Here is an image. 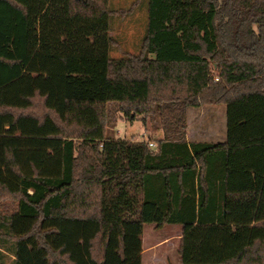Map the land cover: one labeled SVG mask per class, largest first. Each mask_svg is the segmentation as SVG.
Instances as JSON below:
<instances>
[{
    "label": "trees",
    "instance_id": "trees-1",
    "mask_svg": "<svg viewBox=\"0 0 264 264\" xmlns=\"http://www.w3.org/2000/svg\"><path fill=\"white\" fill-rule=\"evenodd\" d=\"M142 7L128 52L111 24ZM217 105L225 141L188 142ZM113 113L154 132L117 138ZM147 223L180 226L178 264H264V0H0L9 264H142Z\"/></svg>",
    "mask_w": 264,
    "mask_h": 264
},
{
    "label": "rangeland",
    "instance_id": "rangeland-1",
    "mask_svg": "<svg viewBox=\"0 0 264 264\" xmlns=\"http://www.w3.org/2000/svg\"><path fill=\"white\" fill-rule=\"evenodd\" d=\"M115 7H127L134 0H111ZM145 9L136 8L131 14L123 18H114L109 31L110 36L117 41L123 50L133 51L143 34ZM121 54L118 49L111 52L117 57ZM225 106H201L187 110V123H189V137L200 142H223L226 138ZM153 125H143L140 121L129 122L119 113H113L107 123L109 133L117 138L131 140H147L149 134L154 132ZM180 233V226L165 225L157 228L147 223L142 232V264H178L177 246L175 237ZM167 238H170L168 240ZM166 239V240H165ZM165 240V241H164ZM2 264H9L11 256L4 250Z\"/></svg>",
    "mask_w": 264,
    "mask_h": 264
},
{
    "label": "crops",
    "instance_id": "crops-1",
    "mask_svg": "<svg viewBox=\"0 0 264 264\" xmlns=\"http://www.w3.org/2000/svg\"><path fill=\"white\" fill-rule=\"evenodd\" d=\"M189 131H190V127H189V123H187V130H186V140L188 141V142H200V141H196V140H192L190 137H189ZM225 141V140H224ZM223 141V142H224ZM210 143V142H209ZM213 143V142H212ZM215 143H218V142H215ZM179 238H180V233L178 234V236L177 237H175V239L179 242ZM168 240H170V238H167ZM166 240V239H165ZM164 240V241H165ZM178 247V246H177ZM144 249H142V255L144 254Z\"/></svg>",
    "mask_w": 264,
    "mask_h": 264
},
{
    "label": "built area",
    "instance_id": "built-area-1",
    "mask_svg": "<svg viewBox=\"0 0 264 264\" xmlns=\"http://www.w3.org/2000/svg\"><path fill=\"white\" fill-rule=\"evenodd\" d=\"M148 145H149L150 147H154V144H153V143H148Z\"/></svg>",
    "mask_w": 264,
    "mask_h": 264
}]
</instances>
